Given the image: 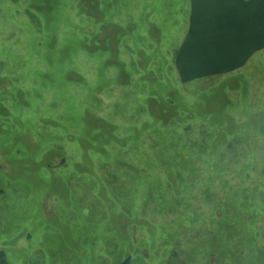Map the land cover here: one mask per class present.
I'll return each mask as SVG.
<instances>
[{"label": "rangeland", "instance_id": "rangeland-1", "mask_svg": "<svg viewBox=\"0 0 264 264\" xmlns=\"http://www.w3.org/2000/svg\"><path fill=\"white\" fill-rule=\"evenodd\" d=\"M188 14L0 0V264H264V84L183 80Z\"/></svg>", "mask_w": 264, "mask_h": 264}, {"label": "crops", "instance_id": "crops-1", "mask_svg": "<svg viewBox=\"0 0 264 264\" xmlns=\"http://www.w3.org/2000/svg\"><path fill=\"white\" fill-rule=\"evenodd\" d=\"M185 29L176 58L183 80L246 68L264 84V0H189Z\"/></svg>", "mask_w": 264, "mask_h": 264}, {"label": "trees", "instance_id": "trees-1", "mask_svg": "<svg viewBox=\"0 0 264 264\" xmlns=\"http://www.w3.org/2000/svg\"><path fill=\"white\" fill-rule=\"evenodd\" d=\"M123 264H128V261L124 262Z\"/></svg>", "mask_w": 264, "mask_h": 264}]
</instances>
